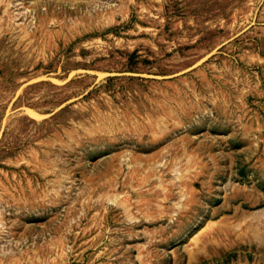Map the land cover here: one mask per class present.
Segmentation results:
<instances>
[{
  "label": "rangeland",
  "instance_id": "obj_1",
  "mask_svg": "<svg viewBox=\"0 0 264 264\" xmlns=\"http://www.w3.org/2000/svg\"><path fill=\"white\" fill-rule=\"evenodd\" d=\"M0 264H264V0H0Z\"/></svg>",
  "mask_w": 264,
  "mask_h": 264
},
{
  "label": "bare ground",
  "instance_id": "obj_2",
  "mask_svg": "<svg viewBox=\"0 0 264 264\" xmlns=\"http://www.w3.org/2000/svg\"><path fill=\"white\" fill-rule=\"evenodd\" d=\"M149 164V163H148ZM154 166V165H153ZM149 169V168H148Z\"/></svg>",
  "mask_w": 264,
  "mask_h": 264
}]
</instances>
